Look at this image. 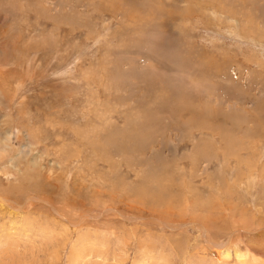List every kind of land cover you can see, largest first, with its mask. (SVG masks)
Masks as SVG:
<instances>
[{
	"label": "rangeland",
	"instance_id": "rangeland-1",
	"mask_svg": "<svg viewBox=\"0 0 264 264\" xmlns=\"http://www.w3.org/2000/svg\"><path fill=\"white\" fill-rule=\"evenodd\" d=\"M0 264H264V0H0Z\"/></svg>",
	"mask_w": 264,
	"mask_h": 264
},
{
	"label": "bare ground",
	"instance_id": "bare-ground-1",
	"mask_svg": "<svg viewBox=\"0 0 264 264\" xmlns=\"http://www.w3.org/2000/svg\"><path fill=\"white\" fill-rule=\"evenodd\" d=\"M7 137V136H6ZM6 139V138H5ZM9 147V146H8ZM224 257H227V255H228V253H227V251H225L224 253ZM237 255L239 254V253H236Z\"/></svg>",
	"mask_w": 264,
	"mask_h": 264
}]
</instances>
